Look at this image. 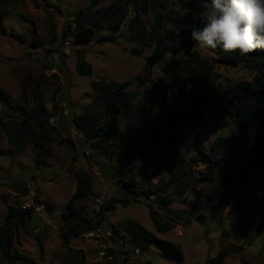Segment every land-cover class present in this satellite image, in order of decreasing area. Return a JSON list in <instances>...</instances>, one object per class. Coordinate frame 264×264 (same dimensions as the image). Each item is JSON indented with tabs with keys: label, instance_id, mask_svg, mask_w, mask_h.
I'll return each instance as SVG.
<instances>
[{
	"label": "rangeland",
	"instance_id": "374dc122",
	"mask_svg": "<svg viewBox=\"0 0 264 264\" xmlns=\"http://www.w3.org/2000/svg\"><path fill=\"white\" fill-rule=\"evenodd\" d=\"M0 6L8 13L0 24V86L10 93L1 107L0 237L12 245L9 260L0 241V264H181L161 245L146 242L153 236L179 245L183 264H209L223 248L229 252L224 264H264V229H258L264 168L257 170L246 207L236 211L235 197L225 193L222 171L199 153L219 136L238 133L239 125L228 104L220 109L223 105L217 101V107L209 109L208 98L193 85L195 72L187 68L179 36L178 26L183 25L173 19L186 14L182 0H157L152 5L138 0V6L133 0H0ZM124 14L120 30L113 33L108 26ZM159 14L165 18L161 27ZM96 20L106 29L96 31L90 43L76 45L78 31ZM162 34L172 47L147 69L155 37ZM104 36L115 41L101 42ZM81 48V54L76 52ZM194 50L202 59L217 58L211 49ZM81 58L91 66L90 73L80 72ZM256 70L245 63H215L207 83L230 99ZM139 76L142 86L137 85ZM160 78L167 91L179 86V94L168 104L163 89H157L148 111L140 113ZM92 80L130 81L128 90L139 93L131 109L117 115L108 144L101 145L99 135L90 132L107 117ZM80 117L89 135L76 124ZM171 143L182 162L157 167ZM36 177L41 181L35 186L31 213L23 220L7 221L9 205L20 208ZM78 179L90 181L92 189L78 202L79 214L66 217ZM132 179L134 186L124 184ZM163 198L172 202L165 205ZM125 200L128 205L122 204ZM112 202H117L115 210L101 211ZM150 210L172 229L158 231ZM73 227L82 234L100 227L104 236L81 234L66 242L63 232ZM139 227L148 231L146 239ZM138 239L147 244L143 251L137 249Z\"/></svg>",
	"mask_w": 264,
	"mask_h": 264
},
{
	"label": "trees",
	"instance_id": "16d2710c",
	"mask_svg": "<svg viewBox=\"0 0 264 264\" xmlns=\"http://www.w3.org/2000/svg\"><path fill=\"white\" fill-rule=\"evenodd\" d=\"M135 5L138 6V0H133ZM145 5H152L157 3V0H143ZM186 6V14L179 15L174 19L178 26L179 36H181V47L184 49L187 55V68L191 72H195V77L192 82L193 85L205 94L208 98V108L214 109L217 107V101L221 103L223 109L224 105L231 107V115L236 117L239 125V131L235 134L227 136H219L209 146V149H201L199 153L204 159L210 162L212 168H218L223 173L222 184L225 188V193L228 197H235V210L239 211L246 207L247 193L251 189L255 180L258 168H264V50L257 49L256 51L247 55L241 56L237 52H224L220 48L214 49L213 52L216 54V60L202 59L200 55L194 50V42L191 33L193 28L202 25L200 19V13L204 9L200 6V0H182ZM117 11H119L117 9ZM121 12V10L119 11ZM7 10L0 6V24L3 23L7 16ZM121 15V14H117ZM196 19H193V16ZM78 17V16H77ZM141 17L140 12L137 11L135 19ZM126 14L120 16L118 20L114 21L113 24L109 25V29L113 33H117L124 20ZM165 20L163 16L159 14L158 24L161 27L162 22ZM102 20L94 21L90 26L81 29L76 34V45L81 46L90 43L94 37L96 31H102L105 28ZM140 23V22H139ZM139 35L143 36V33L139 31ZM11 36L23 40V36L11 32ZM101 42H114L113 36H104L99 38ZM155 49L152 54L147 57V69H150L154 64L161 61L165 54L170 48V41L166 34L157 35L155 37ZM81 49H77L76 52L81 54ZM215 63H220L228 67L238 66L241 63L249 64L254 68L257 66L255 75L250 81L242 82L234 90V97L227 99V93L215 92L212 86H208L207 80L212 73ZM91 66L81 58L78 61V68L81 73L88 74L91 72ZM178 82L184 83L183 78H177ZM144 81L141 76L137 78V85L142 86ZM131 82H115L113 84L103 83L101 81L92 80V86L95 95L104 102L106 106L107 117L104 119V123L99 125L97 128L92 126L90 132L97 133L99 135L98 142L103 144L111 143V134L116 130L115 119L121 111L131 109L133 102L138 98L139 93L135 90H128ZM163 89L162 96H165L168 86L163 79H159L155 84L154 88L150 90V96L146 97L142 103V106L138 109L140 113L148 111L147 106L151 104V100L155 98V90ZM58 91V90H57ZM204 98V96H202ZM10 99V93L6 89L0 86V122L2 121V105L8 102ZM76 120L80 130L84 134H90L86 129L87 123L85 120ZM80 120L82 122H80ZM183 158L177 152L173 151V144H169L162 156L161 161L157 167H174L179 166ZM125 185L134 186L135 180L125 181ZM92 189L90 181L78 179L77 189L68 201L66 217L77 216L79 214L78 202L85 196L86 191ZM28 191V190H27ZM260 204V221L259 230L264 229V183L261 187V193L259 196ZM162 202L166 205L172 202V200L163 198ZM117 202L108 203L101 207V211H110L116 209ZM123 205H128L127 200L122 202ZM150 216L156 224V228L160 232H168L172 229L171 226L161 223L156 218L154 211L150 210ZM217 208L211 213L212 217L215 218ZM31 213V209L22 210L14 205H9L8 214L6 220L9 221L12 218L23 220L25 215ZM199 221L203 217L197 218ZM0 228V236L2 234ZM141 234L142 238H145L148 231L144 227H139L137 230ZM82 234L80 228H71L63 232V238L67 242L73 236L79 237ZM139 237V239H142ZM138 239L137 249L143 251L146 249L147 244L143 245ZM1 247L3 248L4 255L10 260V254L12 245L9 241L4 240L0 237ZM146 242H156L161 245L163 249L177 258L181 264L184 263V254L179 245L174 242L161 239L157 236H153L152 240L146 239ZM242 247V248H241ZM243 249V246H240ZM43 246L41 245V251ZM229 252L226 248L221 249L215 256H213L209 264H224L225 259L228 257ZM147 264H152L151 262Z\"/></svg>",
	"mask_w": 264,
	"mask_h": 264
},
{
	"label": "clouds",
	"instance_id": "9594fccd",
	"mask_svg": "<svg viewBox=\"0 0 264 264\" xmlns=\"http://www.w3.org/2000/svg\"><path fill=\"white\" fill-rule=\"evenodd\" d=\"M200 6L202 25L191 33L194 47L241 56L264 50V0H200Z\"/></svg>",
	"mask_w": 264,
	"mask_h": 264
},
{
	"label": "built area",
	"instance_id": "2783aa9c",
	"mask_svg": "<svg viewBox=\"0 0 264 264\" xmlns=\"http://www.w3.org/2000/svg\"><path fill=\"white\" fill-rule=\"evenodd\" d=\"M178 43V42H177ZM179 45V44H178ZM179 86L171 87L165 94V100L168 104H170L174 97L179 94ZM129 172H126V175H128ZM41 179L39 177H36L33 179L31 183L28 184V194L26 195L27 200L24 201L22 205H20V209L22 210H28L31 209L32 206L35 205L36 202V191L35 186L40 183ZM104 198V197H103ZM103 198H100L99 201H102ZM17 207V206H16ZM18 208V207H17ZM111 234H109L110 236ZM85 238H94V239H101L104 236L103 230L99 227L92 231H88L82 234Z\"/></svg>",
	"mask_w": 264,
	"mask_h": 264
},
{
	"label": "crops",
	"instance_id": "0c3cea01",
	"mask_svg": "<svg viewBox=\"0 0 264 264\" xmlns=\"http://www.w3.org/2000/svg\"><path fill=\"white\" fill-rule=\"evenodd\" d=\"M226 259H227V258H226ZM226 259H225V261H226ZM225 261H224V262H225Z\"/></svg>",
	"mask_w": 264,
	"mask_h": 264
}]
</instances>
